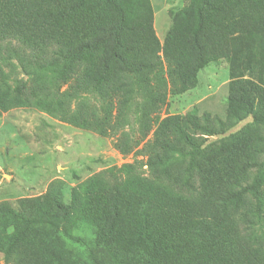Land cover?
<instances>
[{"label":"trees","instance_id":"trees-1","mask_svg":"<svg viewBox=\"0 0 264 264\" xmlns=\"http://www.w3.org/2000/svg\"><path fill=\"white\" fill-rule=\"evenodd\" d=\"M9 17L23 22L19 37L34 53L29 73L56 75L59 93L27 81L13 87L0 70V115L22 105L52 110L58 101L63 121L115 136L127 156L140 146L123 130L135 94L145 100L146 133L166 103L154 84L164 63L174 90L184 93L202 69L226 61L229 122L252 116L264 124V0H190L173 14L164 46L150 0H0V18ZM243 37L256 47L244 50ZM87 94L98 96L105 115L72 110ZM216 127L196 110L163 119L146 162L154 181L111 174L69 203L55 194L23 200L18 212L0 208V220L13 227L0 233L5 264H82L75 245L87 251L88 264H264V236H256L264 228V136L250 132L177 162L200 149L196 135Z\"/></svg>","mask_w":264,"mask_h":264},{"label":"rangeland","instance_id":"rangeland-1","mask_svg":"<svg viewBox=\"0 0 264 264\" xmlns=\"http://www.w3.org/2000/svg\"><path fill=\"white\" fill-rule=\"evenodd\" d=\"M150 1L154 32L164 46L173 26V14L182 11L190 0ZM9 19L12 18H0V28L2 21L6 24L2 30L5 35L0 34V70L7 76L8 84L14 87L20 81H27L31 87L47 86L51 88L53 96L58 94L54 81L56 75L40 71L32 75L29 73L26 62L32 59L34 53L24 39L19 37L23 31V22L13 19L12 22L6 21ZM257 42L243 37L242 47L244 50L248 47L255 48ZM47 51L50 57L51 47ZM158 79L154 84L161 87L166 103L157 113L152 114L150 132L146 133L143 129L142 109L145 100L141 95L135 94L127 112L123 130L130 134L133 141L140 143L127 156L117 150L115 136H103L95 130L63 121L57 113V107L60 110L63 108L58 101L57 106H52V110L22 105L3 112L0 115V208L18 212L23 200L55 194L64 203H69L75 192L90 189L93 181L98 178L107 182L111 174L126 180L139 178L146 182L154 181L146 162L155 131L161 121L170 116L182 117L196 110L199 117L211 115L217 126L213 135H196L204 140L200 142V149L196 151V148H191L187 156H178V163L191 160L197 153L198 156L212 154L222 145L229 147L236 144L250 132L264 136V124L257 123L252 116L229 122L227 110L233 78L226 61L213 62L202 69L195 85L184 93L174 90L166 63L158 74ZM66 88L63 87L62 91ZM70 106L73 111L86 107L87 114L96 112L100 116L105 115L104 106L95 94L83 95ZM261 189L264 194V185ZM12 230L10 223L0 220V233H11ZM256 236H264L262 226L257 227ZM72 250L79 256L82 264L89 263L88 253L84 248L75 245ZM0 264H5L2 253Z\"/></svg>","mask_w":264,"mask_h":264}]
</instances>
